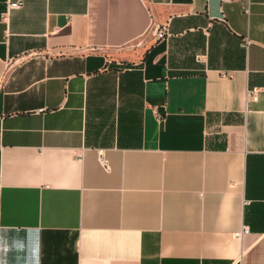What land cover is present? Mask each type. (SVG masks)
<instances>
[{
    "label": "crops",
    "instance_id": "1",
    "mask_svg": "<svg viewBox=\"0 0 264 264\" xmlns=\"http://www.w3.org/2000/svg\"><path fill=\"white\" fill-rule=\"evenodd\" d=\"M0 264H264V0H0Z\"/></svg>",
    "mask_w": 264,
    "mask_h": 264
},
{
    "label": "built area",
    "instance_id": "2",
    "mask_svg": "<svg viewBox=\"0 0 264 264\" xmlns=\"http://www.w3.org/2000/svg\"><path fill=\"white\" fill-rule=\"evenodd\" d=\"M12 5L17 6L19 4L18 3H13ZM167 35H168V28H167V26H165V25L161 26L159 28V30H158V38L159 39H162V38H165ZM249 41H250L249 39H246V45L249 44ZM247 229H248V227L247 226H244V230H247Z\"/></svg>",
    "mask_w": 264,
    "mask_h": 264
}]
</instances>
